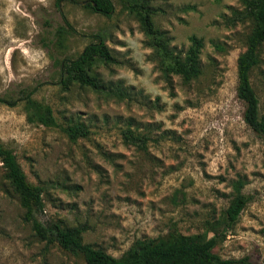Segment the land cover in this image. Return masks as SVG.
Masks as SVG:
<instances>
[{
	"label": "rangeland",
	"instance_id": "obj_1",
	"mask_svg": "<svg viewBox=\"0 0 264 264\" xmlns=\"http://www.w3.org/2000/svg\"><path fill=\"white\" fill-rule=\"evenodd\" d=\"M90 1L0 0V98L34 90L57 121L38 122L25 101H0V143L43 189L38 219L82 227L85 243L117 257L138 239L199 236L215 237L223 258L264 264V140L237 95L253 26L240 17L245 0H142L177 50L203 39V73L190 83L159 69L129 0H112L109 16ZM100 39L116 59L97 68L106 92L66 90L60 62ZM260 56L251 81L262 116L264 44ZM77 126L88 133L74 140L67 129ZM238 188L250 202L232 226L225 211ZM25 212L0 158V264H87L47 245Z\"/></svg>",
	"mask_w": 264,
	"mask_h": 264
},
{
	"label": "trees",
	"instance_id": "obj_2",
	"mask_svg": "<svg viewBox=\"0 0 264 264\" xmlns=\"http://www.w3.org/2000/svg\"><path fill=\"white\" fill-rule=\"evenodd\" d=\"M61 1L64 0H57L58 3ZM245 5L246 11L241 12L240 17L243 21L251 18L253 26L246 50L238 58L237 95L246 104V123L264 140V115H260V99L251 81L252 70L261 60V48L264 44V0H245ZM86 6L108 16L115 9L112 0H91ZM128 8L137 13L141 27L148 37V46L153 48L158 67L166 78L179 75L185 83L199 78L203 73L200 58L204 47L203 39L193 35L190 37L191 44L188 49L179 51L171 45L167 32L155 26L152 19L155 12L142 0H129ZM65 34V31H59L55 44L62 42ZM115 61L104 40L92 42L76 58L60 62L59 83L66 90H70L73 85H79L105 93L106 87L97 68L102 63L110 64ZM120 95L124 96V93L120 91ZM19 100L25 101L27 109L38 122L47 126L57 125L53 108L50 104L36 99L34 90H23L19 99L0 98V101L10 104ZM67 131L74 140L88 133L82 126L70 127ZM0 158L8 179L21 197L26 220L32 223L37 236L46 241L47 245L58 244L65 251L82 256L87 264H251L248 258H223L214 252L215 237L199 236L180 237L175 240L162 237L138 239L122 256H114L103 247L85 243L82 227H69L61 221L46 224L39 220L38 215L45 209L42 187L33 185L28 180L16 153L1 143ZM249 202L250 198L238 188L225 211L228 225L233 226L239 221Z\"/></svg>",
	"mask_w": 264,
	"mask_h": 264
},
{
	"label": "water",
	"instance_id": "obj_3",
	"mask_svg": "<svg viewBox=\"0 0 264 264\" xmlns=\"http://www.w3.org/2000/svg\"><path fill=\"white\" fill-rule=\"evenodd\" d=\"M83 4L87 3V2H82Z\"/></svg>",
	"mask_w": 264,
	"mask_h": 264
}]
</instances>
